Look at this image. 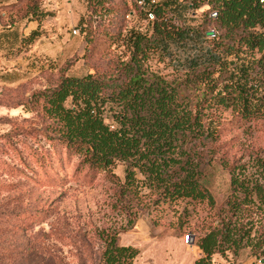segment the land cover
<instances>
[{
	"label": "rangeland",
	"instance_id": "374dc122",
	"mask_svg": "<svg viewBox=\"0 0 264 264\" xmlns=\"http://www.w3.org/2000/svg\"><path fill=\"white\" fill-rule=\"evenodd\" d=\"M205 8L189 10L187 20L201 22ZM3 10L5 24L26 15L38 26L18 47H5L0 64V264H102L107 231L138 249L133 264H193L201 255L198 240L229 216L223 161L250 166L264 156V119L242 120L218 107L219 137L188 143L212 203L129 189L125 162L105 170L79 164V155L56 137L37 92L62 76L112 71L128 58V31L149 30L147 8L135 0H19ZM33 39L37 49L29 53ZM159 58L151 55L150 70L173 78L172 66ZM250 207L251 236H263L264 208ZM250 248L216 251L211 264H264Z\"/></svg>",
	"mask_w": 264,
	"mask_h": 264
},
{
	"label": "trees",
	"instance_id": "16d2710c",
	"mask_svg": "<svg viewBox=\"0 0 264 264\" xmlns=\"http://www.w3.org/2000/svg\"><path fill=\"white\" fill-rule=\"evenodd\" d=\"M140 7L150 28L128 31V58L112 71L62 76L39 90L43 113L80 165L105 170L122 161L129 189L212 203L187 145L219 137L218 107L242 120L264 119V0H145ZM202 7V21L191 24L189 10ZM152 54L172 66L173 78L150 70ZM251 161H223L229 216L198 240L201 255L193 264H211L214 252L242 246L264 256V235L251 236L250 214V206L264 208V156ZM103 233L102 264H133L138 249L120 244L114 231Z\"/></svg>",
	"mask_w": 264,
	"mask_h": 264
},
{
	"label": "crops",
	"instance_id": "0c3cea01",
	"mask_svg": "<svg viewBox=\"0 0 264 264\" xmlns=\"http://www.w3.org/2000/svg\"><path fill=\"white\" fill-rule=\"evenodd\" d=\"M18 0H0V64L4 63L5 57L4 54V48L10 47H18L19 43L23 41V39H26L31 32H33L35 29H37L38 23L36 20H28L27 18H15L11 23L7 21L5 24L4 21L7 19V13L5 10H3L4 7L10 6L11 4L16 3ZM29 43L27 45V49L29 53H35V50L37 49L36 42Z\"/></svg>",
	"mask_w": 264,
	"mask_h": 264
},
{
	"label": "built area",
	"instance_id": "2783aa9c",
	"mask_svg": "<svg viewBox=\"0 0 264 264\" xmlns=\"http://www.w3.org/2000/svg\"><path fill=\"white\" fill-rule=\"evenodd\" d=\"M150 3H154L156 0H149ZM262 1V0H261ZM137 4H139L140 6H143L145 4V0H136ZM73 33H77L76 28H73L72 30ZM191 234L187 233L184 235V241L188 242V240L190 239Z\"/></svg>",
	"mask_w": 264,
	"mask_h": 264
},
{
	"label": "water",
	"instance_id": "95a60500",
	"mask_svg": "<svg viewBox=\"0 0 264 264\" xmlns=\"http://www.w3.org/2000/svg\"><path fill=\"white\" fill-rule=\"evenodd\" d=\"M206 34H207V35H212L213 32H212V31H207ZM191 240H192V238H191Z\"/></svg>",
	"mask_w": 264,
	"mask_h": 264
}]
</instances>
